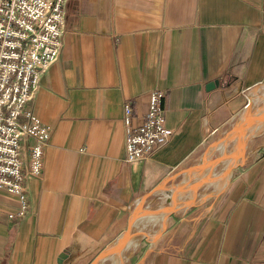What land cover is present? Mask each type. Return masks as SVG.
I'll return each instance as SVG.
<instances>
[{
    "label": "crops",
    "instance_id": "obj_1",
    "mask_svg": "<svg viewBox=\"0 0 264 264\" xmlns=\"http://www.w3.org/2000/svg\"><path fill=\"white\" fill-rule=\"evenodd\" d=\"M62 39L0 264H264V0H67ZM155 89L173 134L130 163L124 105L141 123Z\"/></svg>",
    "mask_w": 264,
    "mask_h": 264
},
{
    "label": "built area",
    "instance_id": "obj_2",
    "mask_svg": "<svg viewBox=\"0 0 264 264\" xmlns=\"http://www.w3.org/2000/svg\"><path fill=\"white\" fill-rule=\"evenodd\" d=\"M66 1L0 0V190L21 200V215L26 205L23 180L42 175L44 146L52 132L26 104L43 73L60 57ZM164 97L163 90L151 92L149 108L139 124L132 122L133 107L125 103L128 162L150 158L158 142L172 136L173 130L164 124Z\"/></svg>",
    "mask_w": 264,
    "mask_h": 264
},
{
    "label": "water",
    "instance_id": "obj_3",
    "mask_svg": "<svg viewBox=\"0 0 264 264\" xmlns=\"http://www.w3.org/2000/svg\"><path fill=\"white\" fill-rule=\"evenodd\" d=\"M128 238H129V231H128V232L125 234V236H124V240H123L124 244L127 243ZM124 252H125V251H124ZM124 252H123V255L121 256V258H120L118 264H121L122 258H123V256H124Z\"/></svg>",
    "mask_w": 264,
    "mask_h": 264
}]
</instances>
